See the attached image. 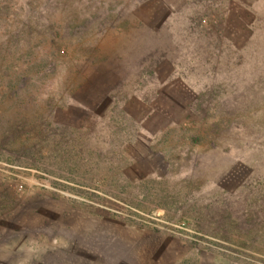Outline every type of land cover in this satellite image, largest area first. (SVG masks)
<instances>
[{
	"label": "rangeland",
	"instance_id": "374dc122",
	"mask_svg": "<svg viewBox=\"0 0 264 264\" xmlns=\"http://www.w3.org/2000/svg\"><path fill=\"white\" fill-rule=\"evenodd\" d=\"M22 100L0 264H264V0H0Z\"/></svg>",
	"mask_w": 264,
	"mask_h": 264
},
{
	"label": "trees",
	"instance_id": "16d2710c",
	"mask_svg": "<svg viewBox=\"0 0 264 264\" xmlns=\"http://www.w3.org/2000/svg\"><path fill=\"white\" fill-rule=\"evenodd\" d=\"M19 80L18 83H22V85L19 87L14 86L13 88L11 87L9 91H4L5 96L7 97L8 93L11 91H14L13 93L16 95L21 94H26L24 92H28L29 88L32 86L30 85L32 75L31 73H28L27 71H21L19 73ZM28 88V89H27ZM14 89V90H13ZM21 90V91H19ZM39 94V92H38ZM41 94V93H40ZM24 100L21 101V104L17 107L16 110H14V113H12L13 117H16L17 122L15 125H9L5 126V128L1 127L0 130V141L3 142V144H12L16 145L21 148L20 150L18 149L17 151L23 155L29 152L28 145H27V139H23L20 141L23 137V131H25L26 124H23V121L25 120V117L27 116V109L28 106H24ZM4 111H2V115L4 116ZM28 125V124H27Z\"/></svg>",
	"mask_w": 264,
	"mask_h": 264
}]
</instances>
